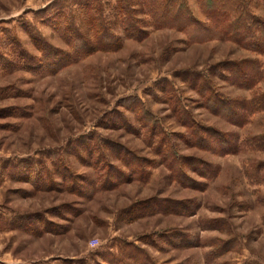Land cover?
I'll use <instances>...</instances> for the list:
<instances>
[{
    "label": "rangeland",
    "instance_id": "1",
    "mask_svg": "<svg viewBox=\"0 0 264 264\" xmlns=\"http://www.w3.org/2000/svg\"><path fill=\"white\" fill-rule=\"evenodd\" d=\"M186 3L0 0V264H264V53Z\"/></svg>",
    "mask_w": 264,
    "mask_h": 264
},
{
    "label": "trees",
    "instance_id": "2",
    "mask_svg": "<svg viewBox=\"0 0 264 264\" xmlns=\"http://www.w3.org/2000/svg\"><path fill=\"white\" fill-rule=\"evenodd\" d=\"M148 1L149 13L155 18L158 17L159 20H156L158 26L171 25L169 21L174 24L177 22V28L187 31L200 25L192 16L186 0ZM232 1L221 0V7L216 5V0H205L208 6L207 16L211 14L216 21L215 32L222 37L228 35L225 38L239 43L246 49L264 53V20L250 12L245 0H234L233 3ZM228 2V8L223 7V4L226 5ZM120 9L123 10L124 6H120Z\"/></svg>",
    "mask_w": 264,
    "mask_h": 264
}]
</instances>
